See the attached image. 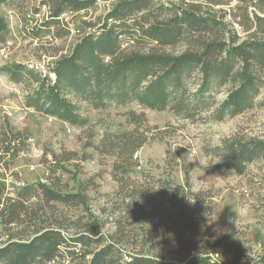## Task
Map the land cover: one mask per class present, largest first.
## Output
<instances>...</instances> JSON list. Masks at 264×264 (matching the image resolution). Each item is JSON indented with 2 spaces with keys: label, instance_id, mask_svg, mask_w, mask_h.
Returning <instances> with one entry per match:
<instances>
[{
  "label": "trees",
  "instance_id": "16d2710c",
  "mask_svg": "<svg viewBox=\"0 0 264 264\" xmlns=\"http://www.w3.org/2000/svg\"><path fill=\"white\" fill-rule=\"evenodd\" d=\"M33 1L0 0V7L23 10L24 38L40 43L75 31L74 41L53 56L45 75L21 61L0 66V73L22 85L25 108L40 115L83 127L89 122L86 111L112 105L167 109L192 122L222 121L264 107V0ZM98 1L109 5L95 16ZM41 8L46 12L38 18ZM8 38L9 21L0 13V49ZM130 116V123H141L143 115ZM20 133L2 127V179V165L20 150ZM135 133L105 138V152L115 158L113 170L124 178L143 144ZM212 152L225 168L243 175L250 163L264 159V139H225ZM145 184L135 183L123 199L128 216L121 213L124 208L102 209L101 218L84 190L38 181L11 192L0 179V263H264V237L261 252L251 256L223 239L209 244L199 236L197 225L208 222L214 210L198 193L169 179ZM64 207L79 213L71 219ZM113 215L114 230L103 233ZM191 252L216 253L220 261L190 257ZM223 253H232V259L223 261Z\"/></svg>",
  "mask_w": 264,
  "mask_h": 264
},
{
  "label": "rangeland",
  "instance_id": "374dc122",
  "mask_svg": "<svg viewBox=\"0 0 264 264\" xmlns=\"http://www.w3.org/2000/svg\"><path fill=\"white\" fill-rule=\"evenodd\" d=\"M108 5L106 1H98L95 16ZM28 6V9L33 8L32 4ZM17 9H12V5L0 7V13L7 17L10 28V38L0 49V66L7 61H21L30 67L35 64L47 67L53 56L66 51L74 41L75 31L72 29L69 36L53 41L45 39L38 43L24 38L23 10ZM45 12L46 9L41 8L36 17L40 18ZM64 19L74 20L70 14H65ZM21 89L22 85L12 83L0 73V133L5 126L21 132L19 152L6 167L2 165L4 177H11L5 182L0 175L11 192L18 189L20 183L56 182L72 192L77 188L84 190L91 210L101 218L104 217L102 209L108 213L124 208L121 213L125 211L128 216L130 208L126 206V210L127 200L123 199L130 193L131 186L169 179L191 193H198L200 200L208 202L214 210L208 222L197 225L201 238L209 244L223 239L227 245L237 246L238 250L247 249L251 256L261 250L264 159L250 163L247 172L238 175L220 164L212 147L234 137L264 139V107L222 121L192 122L167 109L150 110L136 103L112 105L103 110L89 109L85 113L88 124L76 127L25 108ZM131 114L143 115L141 123H130ZM123 131H135L143 141L133 155L134 163L128 178L113 170L115 158L105 152L108 148L105 138ZM63 211L71 219L79 213V210L68 207ZM114 215L109 218L103 233L114 230ZM127 223L130 229V217H127ZM1 234L2 242L4 237ZM140 239L143 238L137 240ZM222 256L223 261L229 262L233 255L223 253ZM251 263L257 264L256 259Z\"/></svg>",
  "mask_w": 264,
  "mask_h": 264
},
{
  "label": "built area",
  "instance_id": "2783aa9c",
  "mask_svg": "<svg viewBox=\"0 0 264 264\" xmlns=\"http://www.w3.org/2000/svg\"><path fill=\"white\" fill-rule=\"evenodd\" d=\"M162 2L164 1V0H161ZM62 17H65V15H63ZM31 67H33L34 69H36L37 71H39L42 75H45L46 73H47V68L44 66V65H41V64H35V65H31ZM49 75L51 76V77H53V75H52V73H49ZM7 177H11L10 175L9 176H6V178L4 179V181L5 182H7ZM7 184V183H6ZM21 185H23V183L21 184H19L18 185V187L19 186H21ZM259 252H261V250L259 251ZM197 256H201V257H204V256H208L209 258H210V260L211 261H214V260H216L217 262H219L220 260H219V256H218V254H196V253H194V252H191V254H190V257H197ZM257 264H259L258 262H257ZM262 264H264V263H262Z\"/></svg>",
  "mask_w": 264,
  "mask_h": 264
},
{
  "label": "clouds",
  "instance_id": "9594fccd",
  "mask_svg": "<svg viewBox=\"0 0 264 264\" xmlns=\"http://www.w3.org/2000/svg\"><path fill=\"white\" fill-rule=\"evenodd\" d=\"M199 163L202 164V162L199 160Z\"/></svg>",
  "mask_w": 264,
  "mask_h": 264
}]
</instances>
